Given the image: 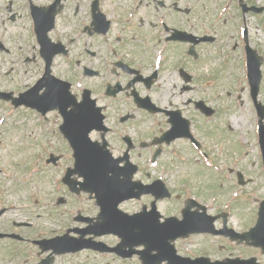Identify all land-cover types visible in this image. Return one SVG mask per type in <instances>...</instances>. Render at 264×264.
Returning <instances> with one entry per match:
<instances>
[{"label": "flooded vegetation", "instance_id": "flooded-vegetation-1", "mask_svg": "<svg viewBox=\"0 0 264 264\" xmlns=\"http://www.w3.org/2000/svg\"><path fill=\"white\" fill-rule=\"evenodd\" d=\"M0 1L2 20L22 26L30 17L32 32V6L38 16L49 18L53 13L54 25L48 37L54 43L52 51H59L52 58L43 57L34 32L32 44L25 50L24 43L18 42L14 34L0 30V92L16 85L14 78L9 81L7 75L18 68L22 70L25 63L30 68L25 74L37 87V94H42L49 84L54 90L56 83L65 87L64 82L69 84L77 102L89 92L99 109H90L93 121L97 122L101 116V124L93 126L89 140L98 146L105 145L120 165H134V178L149 184V191L138 199L122 200L120 209L130 214L144 212V208L148 212L155 202L159 213L144 212L143 222L151 224L170 216L181 217L182 209L191 200L198 201L195 192L188 187L169 188L162 176L178 178V164L216 158L212 148L217 145L214 125L220 110L215 107L214 84L219 83L221 71L215 65L231 70L243 68V23L250 17L264 15V3ZM15 2L17 6L13 7ZM245 38L248 40L247 35ZM64 105L72 112L70 98ZM33 113L39 127L51 131L55 138L62 137L65 118L56 109L42 106ZM75 119L72 127L70 119L67 120L70 128L63 126L73 139H65L53 153H48L55 159L54 165L73 163L76 158H94L87 149L83 128L76 131L79 121ZM5 132L0 131V144ZM155 179H161L164 186L160 187ZM156 185L160 191L165 188L168 197L155 200L152 192L158 191ZM9 191L0 188V264H91L81 259V254L100 255L91 249L71 252L62 244L50 242L61 237L78 240L80 230L97 222L100 208L93 195L67 187L51 191L43 185L35 187L33 193L23 192L26 190L22 188L17 193ZM196 209L193 206L191 211ZM38 210H47L54 218L40 220ZM89 237L85 235L84 239Z\"/></svg>", "mask_w": 264, "mask_h": 264}, {"label": "rangeland", "instance_id": "rangeland-1", "mask_svg": "<svg viewBox=\"0 0 264 264\" xmlns=\"http://www.w3.org/2000/svg\"><path fill=\"white\" fill-rule=\"evenodd\" d=\"M257 1L264 3V0ZM259 18L260 16L250 17L247 22L253 34L252 37L256 48L263 57L264 67V16L260 18V22L258 21ZM25 24L27 25L28 23L26 22ZM221 70L218 69L217 71ZM229 71L228 69H223L222 75L220 74L219 76L220 84L218 88L220 91L225 92L233 87V78L229 77L227 73ZM241 87H243V82L236 84L234 91L239 92ZM216 104L219 108H230L221 112L214 125L216 130H218L216 143L219 142L220 138L225 139L224 145L220 146L223 153L220 154L221 149L216 150V156L219 157L217 163L211 162L206 165L180 163L178 166L182 167L178 171L179 178L175 180L179 181V183L183 180H188L198 192L203 200L202 202L205 203L209 198L211 200L214 199V212L220 210L229 211V221L230 223L232 221L235 229L245 230L255 220L256 208L260 200L257 198L264 196L263 170L259 161V151L255 145L256 141L252 138V107L247 102L243 105L233 98L232 100H216ZM2 113L3 111H0V114ZM10 114L11 117L7 118L3 124L5 129L7 128V131H9L7 134L8 145L4 144L0 148L2 158L0 161L6 168L5 172L11 173L9 175L11 180L7 182L0 180V182H3L2 184L8 188L25 187L32 189L38 183H41L43 187H49L48 185L44 186L42 179L45 177L49 181L55 182L56 177L54 175L50 177L46 173L41 174L40 171L32 173L36 170L37 164L33 160L28 159L27 156L29 153L33 155L34 150L38 148L36 139L39 133L35 127L34 115L23 109L15 110L13 113L10 112ZM245 136L247 139H245ZM238 137L243 138L241 153L238 143L235 141L238 140ZM228 168L242 170L245 177L251 180L244 186L236 184L235 178L229 175ZM172 180L174 181V179ZM38 212L41 215L40 220L48 221L52 218L51 213L47 210H38ZM216 227L219 228V226ZM176 248L181 256L194 258L199 255H207L212 260H221L226 256L240 255L241 257H247L255 254V249L245 245L229 243L218 235L204 236L203 234H198L187 239H181L177 242ZM86 255L90 261L99 263L100 259L94 258L92 254L83 253L81 257ZM257 257L259 261L264 263V256L259 255ZM108 261V258L104 257V264H116L114 262L107 263ZM123 264H137V262L132 260Z\"/></svg>", "mask_w": 264, "mask_h": 264}]
</instances>
